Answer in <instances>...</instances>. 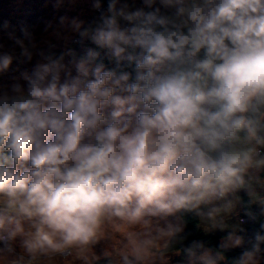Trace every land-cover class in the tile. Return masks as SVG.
<instances>
[{
    "label": "clouds",
    "instance_id": "9594fccd",
    "mask_svg": "<svg viewBox=\"0 0 264 264\" xmlns=\"http://www.w3.org/2000/svg\"><path fill=\"white\" fill-rule=\"evenodd\" d=\"M49 5L0 22V264H264V0Z\"/></svg>",
    "mask_w": 264,
    "mask_h": 264
},
{
    "label": "rangeland",
    "instance_id": "374dc122",
    "mask_svg": "<svg viewBox=\"0 0 264 264\" xmlns=\"http://www.w3.org/2000/svg\"><path fill=\"white\" fill-rule=\"evenodd\" d=\"M44 2L45 0H0V22L7 19L13 24L20 21L34 24L39 18L50 19L53 15L51 6L45 7ZM68 264H73L72 258H69Z\"/></svg>",
    "mask_w": 264,
    "mask_h": 264
}]
</instances>
